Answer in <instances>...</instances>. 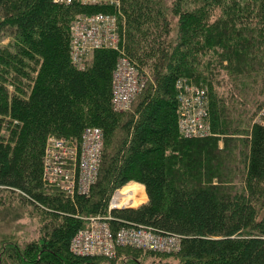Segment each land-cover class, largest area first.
Instances as JSON below:
<instances>
[{"label":"trees","instance_id":"obj_1","mask_svg":"<svg viewBox=\"0 0 264 264\" xmlns=\"http://www.w3.org/2000/svg\"><path fill=\"white\" fill-rule=\"evenodd\" d=\"M165 2L122 0L125 53L147 83L132 109L117 111L110 99L118 52L95 49L83 68L69 55L70 20L88 8L0 0V190L18 192L39 216L38 237H7L0 264H114L126 247L155 256L146 264H264V125L250 122L264 103V0ZM177 79L205 87L212 135L179 133ZM89 125L103 131L89 192L45 186L46 137L78 140ZM129 181L144 186L147 200L108 211ZM107 212L112 227L178 234L176 263L132 246L113 257L72 253L81 217ZM132 251L120 264H142Z\"/></svg>","mask_w":264,"mask_h":264},{"label":"built area","instance_id":"obj_2","mask_svg":"<svg viewBox=\"0 0 264 264\" xmlns=\"http://www.w3.org/2000/svg\"><path fill=\"white\" fill-rule=\"evenodd\" d=\"M118 0H53L59 4H80L85 7H116ZM111 10L79 12L69 25V55L78 68L94 49H114L118 52L111 71V106L123 111L147 83V76L138 70L124 50V40L119 19ZM177 127L183 137H203L211 134L207 117V93L203 86L177 79ZM254 121L264 125V103L259 107ZM103 145V131L99 126H85L78 140L47 136L42 157L41 179L45 186L65 192L69 196L86 194L96 179ZM112 193L108 211L123 205L121 195ZM84 224L74 233L69 249L79 256L113 257L117 247L171 252L180 246L176 233L158 232L146 225H119L112 227L110 214H92L81 217Z\"/></svg>","mask_w":264,"mask_h":264},{"label":"rangeland","instance_id":"obj_3","mask_svg":"<svg viewBox=\"0 0 264 264\" xmlns=\"http://www.w3.org/2000/svg\"><path fill=\"white\" fill-rule=\"evenodd\" d=\"M165 1H166L165 4L168 5L171 0H165ZM121 3H122V0L117 1L116 7H118V10L114 6L98 7L96 9L103 10V11L111 10L110 12H114L117 14L118 19H119V28H120V30H122L121 34L123 35V40H124L123 45L125 47V44L127 43L126 39H127L128 28H127V23H126L127 22L126 16L121 9ZM84 8H88V7H84ZM91 11H95L93 7H89L88 10H83V11H79V12H91ZM79 12H76L72 16V18ZM72 18H71V20H72ZM172 21H174L173 18H172ZM7 41H8V36L3 38L1 42L6 43ZM91 60H92V56L90 53L88 55L85 63H84V67ZM225 62L226 61H223V64ZM222 72H223V70L220 71V74ZM129 109H132L131 106H130V108H128L126 110H129ZM123 111H125V110H123ZM255 118H256V114L252 116V118L250 119V122L254 123ZM48 136H56V135L49 134ZM129 182L132 183V181H129ZM128 183H126L125 185L118 188V191H116V193H115V197H118L120 195L122 196L119 204H121V202L123 203L124 201H127L131 206H137L138 204L141 203L140 195L138 196L139 192H138V190H136V189H138V186L137 185H130L131 183H129V184ZM126 188H130V190H127L128 193L126 195L121 194L120 192L122 190H125ZM16 194H18V192L8 193L5 190H0V197H1L0 198V246L1 245L4 246V242H5V240H7V237H9V236H10L9 239L13 240L15 238H18L19 241H29L31 239H35L38 237L39 216L37 215L36 210L29 203L20 202L18 200V198L16 197ZM6 195H10V197L3 198ZM126 196H129V197H126ZM127 248H129V247H126V249H122L121 253L117 254V256L113 259L114 264H120L122 261L127 259L126 255L132 251L131 249L127 250ZM124 250H126V251H124ZM139 250H141V249H139ZM176 251H178V249L175 251H171V252H162L165 254H161L162 256L159 257V258H161L160 261L176 263V261H177L175 258ZM132 253L138 255L137 257L142 264L149 263L152 259H155V256L153 257L152 255H149V253H147V252L144 253L143 251H140L137 253L133 250ZM166 253H171L172 255H168ZM156 259H158V258H156ZM98 260L101 263L108 264V263H110V261L112 259L110 260V259H105V258H98ZM6 264H11V263L9 261H7Z\"/></svg>","mask_w":264,"mask_h":264},{"label":"crops","instance_id":"obj_4","mask_svg":"<svg viewBox=\"0 0 264 264\" xmlns=\"http://www.w3.org/2000/svg\"><path fill=\"white\" fill-rule=\"evenodd\" d=\"M222 145V140L219 139L218 140V146L220 147ZM131 183V182H129ZM128 183V184H129ZM130 185H137L138 186V192H142L143 196H142V200H141V203L142 202H145L147 200V195H146V192H145V189H144V186L138 182H135V181H132V183ZM141 189V190H140ZM140 190V191H139Z\"/></svg>","mask_w":264,"mask_h":264},{"label":"bare ground","instance_id":"obj_5","mask_svg":"<svg viewBox=\"0 0 264 264\" xmlns=\"http://www.w3.org/2000/svg\"><path fill=\"white\" fill-rule=\"evenodd\" d=\"M136 189V188H135ZM127 190H130V188H126L125 190H122L120 193L121 194H127L128 192H127ZM134 190V189H133ZM136 190H138V189H136ZM141 190V189H140ZM139 190V191H140ZM140 195V198H141V200H142V196H143V194H142V192H139V194H138V196ZM122 197V196H121ZM126 197H129V196H126ZM127 199V198H126ZM129 199V198H128ZM139 199V198H138Z\"/></svg>","mask_w":264,"mask_h":264},{"label":"water","instance_id":"obj_6","mask_svg":"<svg viewBox=\"0 0 264 264\" xmlns=\"http://www.w3.org/2000/svg\"><path fill=\"white\" fill-rule=\"evenodd\" d=\"M128 206H131V205H123V206H121V207H128Z\"/></svg>","mask_w":264,"mask_h":264}]
</instances>
